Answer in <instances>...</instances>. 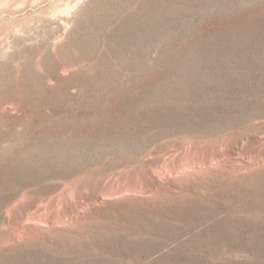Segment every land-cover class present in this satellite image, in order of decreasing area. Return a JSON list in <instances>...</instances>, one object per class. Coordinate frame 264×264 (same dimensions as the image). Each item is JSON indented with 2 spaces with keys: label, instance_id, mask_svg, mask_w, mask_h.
<instances>
[{
  "label": "rangeland",
  "instance_id": "rangeland-1",
  "mask_svg": "<svg viewBox=\"0 0 264 264\" xmlns=\"http://www.w3.org/2000/svg\"><path fill=\"white\" fill-rule=\"evenodd\" d=\"M0 264H264V0H0Z\"/></svg>",
  "mask_w": 264,
  "mask_h": 264
}]
</instances>
